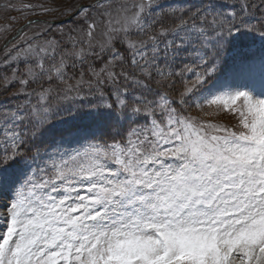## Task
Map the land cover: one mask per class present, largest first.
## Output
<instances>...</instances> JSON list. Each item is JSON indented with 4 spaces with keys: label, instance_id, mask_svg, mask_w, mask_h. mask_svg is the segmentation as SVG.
<instances>
[{
    "label": "snow or ice",
    "instance_id": "obj_1",
    "mask_svg": "<svg viewBox=\"0 0 264 264\" xmlns=\"http://www.w3.org/2000/svg\"><path fill=\"white\" fill-rule=\"evenodd\" d=\"M5 11L0 264H264V0Z\"/></svg>",
    "mask_w": 264,
    "mask_h": 264
},
{
    "label": "rangeland",
    "instance_id": "obj_2",
    "mask_svg": "<svg viewBox=\"0 0 264 264\" xmlns=\"http://www.w3.org/2000/svg\"><path fill=\"white\" fill-rule=\"evenodd\" d=\"M9 0H0V29L3 27L11 24L12 26V33L15 32L16 28L19 27V25L23 24L25 22V17L21 14L19 11H5V5L8 3ZM12 3H15L17 5L22 4H29V3H41V0H11ZM60 2H64V0H60ZM71 2L75 3L76 0H71ZM173 0H164L165 6L167 7V4L172 3ZM10 17L17 18L15 21L11 20ZM34 18V17H29ZM50 19V17H45ZM28 31L27 29L25 30ZM12 33H9L11 35ZM28 35H31V32H28ZM16 41L13 40L12 43H15ZM4 43V40L0 38V46ZM0 100H6L5 96H1ZM7 103V102H6ZM194 115L196 113H193ZM221 119H224L223 117Z\"/></svg>",
    "mask_w": 264,
    "mask_h": 264
},
{
    "label": "trees",
    "instance_id": "obj_3",
    "mask_svg": "<svg viewBox=\"0 0 264 264\" xmlns=\"http://www.w3.org/2000/svg\"><path fill=\"white\" fill-rule=\"evenodd\" d=\"M1 96H3V95H0V97H1ZM5 99H6V98H5ZM2 102H5V103H6V102H8V101H7V100H2Z\"/></svg>",
    "mask_w": 264,
    "mask_h": 264
}]
</instances>
